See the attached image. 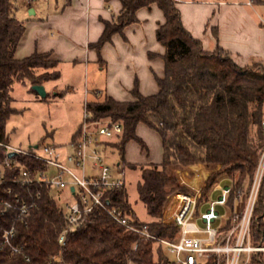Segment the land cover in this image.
Here are the masks:
<instances>
[{
  "label": "trees",
  "instance_id": "obj_1",
  "mask_svg": "<svg viewBox=\"0 0 264 264\" xmlns=\"http://www.w3.org/2000/svg\"><path fill=\"white\" fill-rule=\"evenodd\" d=\"M118 1L119 12L111 21H103L101 36L90 46L99 52L112 41L113 35H122L126 26L138 22L139 9L155 4L164 16V22L155 32L157 41L164 47V74L162 78L156 77L158 92L155 94L142 95L135 82L130 92L132 100L95 96L86 107L94 120L109 119L122 125V133L106 146L117 148L123 162L128 142L135 141L141 148L146 147L136 133L138 124L146 125L159 136L162 161L140 165L137 184L138 198L151 220L140 222L137 219L125 186L110 196L113 205L128 216L132 225L144 227L158 239L172 240L177 236V228L163 224L161 214L168 197L179 188L177 171L197 164L209 168L218 166L208 175L201 197L206 199L220 178H230L229 213L239 193L248 189L259 150L264 147L261 134L264 62L240 66L219 46L212 51L205 50L202 42L183 26L175 0ZM251 4L264 5V0H251ZM16 8L15 0H0V143L5 144L8 143L6 123L21 110L12 105L15 85L27 84L28 91L37 97L40 96L32 89L33 85L50 87L56 96L64 93L55 89L62 74L60 61L49 59V53L15 57L16 47L25 32L24 21L14 15ZM46 96L40 98L45 100ZM78 131L79 128L72 139L77 138ZM2 158L3 148L0 147V163ZM7 188L22 201H35L36 207L30 210L28 217L16 218L14 209L2 212L0 205V264H168L171 261L162 243L126 230L100 209H93L92 221L70 231L61 246L57 238L64 219L50 190L39 185L7 183L0 187V198L12 203L13 197L5 193ZM262 211L264 181L254 210L255 244L264 236V225L258 220ZM12 223L15 227L12 243L18 248L14 253L3 244L1 237L2 229ZM207 264H216V256L212 255ZM248 264H262L259 255L253 254Z\"/></svg>",
  "mask_w": 264,
  "mask_h": 264
},
{
  "label": "built area",
  "instance_id": "obj_2",
  "mask_svg": "<svg viewBox=\"0 0 264 264\" xmlns=\"http://www.w3.org/2000/svg\"><path fill=\"white\" fill-rule=\"evenodd\" d=\"M261 23L264 24V19ZM88 102L85 97L83 121L77 138L68 144V152L47 143L27 148L0 143L3 148L0 187L11 183L48 188L64 219L57 238L59 245L65 244L70 231L92 221L93 209H100L126 230L162 243L171 258L168 264H207L212 255L216 256V264H248L253 254L259 255L264 264V236L259 244H255L252 231L257 196L264 181V147L259 150L249 187L239 193L231 213L227 210L232 187L230 178L222 177L216 182L225 181L226 185L212 189L220 192L214 200H208V196L202 200L201 190L205 183H198L197 188L190 184L188 191L171 194L162 209L161 222L175 226L177 236L172 240L158 239L144 227L132 225L128 216L113 205L110 193L125 186L124 171L118 164L115 168L110 167L101 148L120 135L123 128L120 123L109 119L94 120L86 107ZM261 134L264 138V121L261 122ZM5 193L13 197L14 204L0 198L2 212L14 209L16 218H25L36 207L35 201L27 203L18 195H12L10 188ZM39 195L37 192L36 196ZM258 220L264 225V211ZM14 236L13 223L2 229L3 244L12 253L18 251L12 243Z\"/></svg>",
  "mask_w": 264,
  "mask_h": 264
},
{
  "label": "crops",
  "instance_id": "obj_3",
  "mask_svg": "<svg viewBox=\"0 0 264 264\" xmlns=\"http://www.w3.org/2000/svg\"><path fill=\"white\" fill-rule=\"evenodd\" d=\"M175 2L180 11L183 26L202 42L205 50L212 51L219 46L227 51L238 65L245 66L232 56V51H235L234 47H237V44L228 45L222 40L224 28L227 26L226 34L233 39L242 36L246 41L247 46H241L244 48L243 54L246 58L259 55L260 51L254 44L256 41L258 43L260 40L264 41V33L257 30L250 15H241L233 11L234 5L238 3L222 1L200 5L194 3V0H175ZM120 7L118 0H55L53 8L41 14L36 6L27 5V14L30 9L34 13L28 14L25 32L14 55L16 58H24L34 52L49 53V59L60 61L62 69L68 63L82 68L84 80L82 101L85 97L90 101L95 96L130 101L132 100L130 92L135 82L138 83L139 92L142 95L155 94L158 92L156 77L162 78L164 74L162 60L164 47L155 37L157 27L164 22V16L155 4L150 8L139 9L136 13L138 22L126 26L122 35H113L112 41L105 44L99 52L90 46L101 36L103 21H111ZM215 11L220 20H214ZM211 14H213L212 17ZM222 14H224L223 17ZM242 18H245L249 25L241 26L239 22ZM207 26L212 37L207 32ZM201 31L209 38L207 46L204 44L203 36L199 34ZM148 163L153 162L145 164ZM197 168H199V175L195 174L196 176L186 170L177 171V178L183 186L188 187L191 184L197 188L198 183L203 185L206 182L208 171L204 167Z\"/></svg>",
  "mask_w": 264,
  "mask_h": 264
},
{
  "label": "rangeland",
  "instance_id": "obj_4",
  "mask_svg": "<svg viewBox=\"0 0 264 264\" xmlns=\"http://www.w3.org/2000/svg\"><path fill=\"white\" fill-rule=\"evenodd\" d=\"M222 1H234L238 3L234 5L233 11L236 13L239 12L241 15H250L257 30H260V33H264V27L260 26L261 19H264V5L251 4V0H194V3L206 5ZM15 2L17 5L14 11L15 17L27 24L28 21L26 19L29 18L26 12L27 5L31 4L36 6L37 10L42 14L49 11L50 8H53L55 0H32L31 2L15 0ZM227 13L225 14L227 15ZM216 15H218L217 11H215L214 20L219 19ZM212 16L213 14H211ZM239 23L241 26L249 25L245 18H242V21ZM207 27V32L212 37L209 26ZM226 29L227 26L224 28L222 40L228 45L233 43L237 44V47H234L236 48L234 49L235 51H232V56L237 62L242 65H249L252 62H264V41L260 40L259 43L256 41L254 44L255 46L257 45L256 49L260 51L259 55L246 58L243 54L244 48L241 47L247 46L244 38L241 36L238 39H233V37L226 34L228 33ZM199 34L203 36L205 46L209 45L207 35L202 31ZM55 89L59 92L64 91L63 95L56 96L54 94L55 90L46 87L45 92L47 96L43 100L37 97L36 94L28 91L29 86L27 84L14 86V102L12 105L21 110L17 114L11 115L6 123L8 144L13 147L27 148L29 146L47 143L61 148L63 152L70 150L68 144L72 140V135L77 131L83 121V69L73 66L72 63L66 64L64 69H62L61 78L57 81ZM137 133L145 142L146 147L141 148L135 141L128 142L124 149L125 162L121 161L117 148L104 146L101 150L106 156V163L110 167L115 168L116 164H118L119 167L123 168L125 188L131 208L140 222H148L151 220V217L146 213L145 207L139 200L137 193V184L140 181L139 167L147 162L159 163L161 161V143L157 133L144 124H140L137 127ZM112 140L115 141L116 139L113 138ZM253 144L256 145L254 140ZM197 167H204L209 174L212 170L218 169V166L209 168L203 164H197L194 165V168L188 167V169H180V171L186 170L191 172L193 176L195 174L199 175V168ZM178 185L179 188H176L174 192L188 191V187L180 184L179 180ZM225 185V181L214 184L209 191L208 200L217 199L220 194L218 190H212L214 187H223ZM181 187L184 188V191L181 190ZM203 209H206V206Z\"/></svg>",
  "mask_w": 264,
  "mask_h": 264
},
{
  "label": "water",
  "instance_id": "obj_5",
  "mask_svg": "<svg viewBox=\"0 0 264 264\" xmlns=\"http://www.w3.org/2000/svg\"><path fill=\"white\" fill-rule=\"evenodd\" d=\"M34 12L32 9H30L28 11V14L29 15H32ZM32 89L40 96V97H45L46 96V92H45V89L42 85H33L32 86Z\"/></svg>",
  "mask_w": 264,
  "mask_h": 264
}]
</instances>
